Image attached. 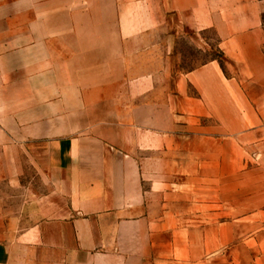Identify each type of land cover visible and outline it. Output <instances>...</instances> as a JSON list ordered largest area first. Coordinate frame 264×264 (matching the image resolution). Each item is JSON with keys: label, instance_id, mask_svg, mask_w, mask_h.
Listing matches in <instances>:
<instances>
[{"label": "crops", "instance_id": "obj_1", "mask_svg": "<svg viewBox=\"0 0 264 264\" xmlns=\"http://www.w3.org/2000/svg\"><path fill=\"white\" fill-rule=\"evenodd\" d=\"M111 6L122 15L117 28L127 31L126 44L158 46L165 61L181 34H216L239 80L226 78L215 59L181 73L175 90L189 102L186 109L198 110L201 101L186 96L188 85L204 95L206 109L230 108L232 93L237 108L264 109V0H111ZM148 53L138 50L136 58ZM153 77L138 78V94L152 88ZM258 120L242 117L233 125ZM84 122L77 134L0 141V264H264V230L255 233L254 245L227 248L244 232L229 231L216 257L213 226L200 245L199 230L176 224L167 143L177 135L168 136L165 117ZM214 206L207 201L208 219ZM247 207L238 203L234 221L258 217L247 215Z\"/></svg>", "mask_w": 264, "mask_h": 264}, {"label": "rangeland", "instance_id": "obj_2", "mask_svg": "<svg viewBox=\"0 0 264 264\" xmlns=\"http://www.w3.org/2000/svg\"><path fill=\"white\" fill-rule=\"evenodd\" d=\"M121 16L111 0H0L1 143L77 134L86 119L165 117L168 136L177 135L167 143L172 163L167 193L171 209L180 213L176 224L199 230L200 245L213 226L216 257L229 231L244 232L227 241V248L254 245L255 233L264 230V109L237 108L235 93L225 103L230 108L215 103L206 109L204 95L190 85L186 96L200 98V107L186 109L189 102L177 99L175 90L181 73L215 59L226 78L239 80L238 67L221 51L216 34H181L165 61L158 46L126 44L127 31L117 28ZM149 49L136 58L138 50ZM143 74H153L154 83L138 94ZM242 117L259 120L233 125ZM208 200L215 205L213 219L206 216ZM238 203L258 217L234 221Z\"/></svg>", "mask_w": 264, "mask_h": 264}]
</instances>
